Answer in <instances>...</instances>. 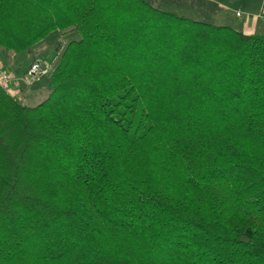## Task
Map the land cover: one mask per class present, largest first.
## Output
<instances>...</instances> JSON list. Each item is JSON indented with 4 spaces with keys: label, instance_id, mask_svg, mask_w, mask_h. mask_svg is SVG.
<instances>
[{
    "label": "trees",
    "instance_id": "16d2710c",
    "mask_svg": "<svg viewBox=\"0 0 264 264\" xmlns=\"http://www.w3.org/2000/svg\"><path fill=\"white\" fill-rule=\"evenodd\" d=\"M70 29L43 99L0 85V264H264V34L0 0L2 59Z\"/></svg>",
    "mask_w": 264,
    "mask_h": 264
},
{
    "label": "rangeland",
    "instance_id": "374dc122",
    "mask_svg": "<svg viewBox=\"0 0 264 264\" xmlns=\"http://www.w3.org/2000/svg\"><path fill=\"white\" fill-rule=\"evenodd\" d=\"M218 1H221V4H218ZM153 2L163 9H173L195 18L204 19L214 23H226L233 27L239 26V23L244 17L245 11H256L261 4H264V0H153ZM236 10L242 11V14L235 15ZM78 36L79 32L76 29H70L61 34L53 31L49 32L44 39L45 43H39L36 48L43 47V49H41L43 59H39L48 62L51 69L60 52L59 50L58 53H56L53 48L55 39L60 37L61 43L62 41L63 43H66L69 39L77 38ZM12 53L13 52L8 51L6 54ZM27 56L26 52H21L14 58L15 69H21L27 60L25 58ZM0 61H2V56L0 57ZM47 79L48 73L42 74L34 83L28 85L21 83V87L23 86V94L27 96L24 99L20 95V98L18 97L19 100L28 104H35L43 99L47 92ZM31 90H33L32 93H30Z\"/></svg>",
    "mask_w": 264,
    "mask_h": 264
},
{
    "label": "crops",
    "instance_id": "0c3cea01",
    "mask_svg": "<svg viewBox=\"0 0 264 264\" xmlns=\"http://www.w3.org/2000/svg\"><path fill=\"white\" fill-rule=\"evenodd\" d=\"M219 3L221 4V1H218V4ZM240 12L242 14V11H240ZM234 28L240 29L245 33H261V34H264V4H261L257 8L256 11L255 10L254 11H250V10L245 11L244 17L242 18L241 22L239 23V26L234 27ZM55 33H58V32L55 31ZM59 34H61V33H59ZM44 39L42 41L43 43H45ZM64 44H65V42L63 43V41L61 43L60 37H57L55 39L54 44H53V48L56 51V53H58V51L61 50V48L63 47ZM39 49H43V47L39 48ZM40 58L43 59L41 51H40ZM4 59L7 60L6 64L3 62ZM1 62L3 65H5L8 68V70L10 71L11 74L18 75V74H21L25 70V67L29 63V59L27 58V60L25 61V63L21 67V69H15L12 54H6L5 53L4 58L2 59ZM36 81H34V82H36ZM32 92H33V90H31L30 93H32ZM15 95L19 98L21 95L24 99L27 96V95L23 94V86L16 92Z\"/></svg>",
    "mask_w": 264,
    "mask_h": 264
},
{
    "label": "built area",
    "instance_id": "2783aa9c",
    "mask_svg": "<svg viewBox=\"0 0 264 264\" xmlns=\"http://www.w3.org/2000/svg\"><path fill=\"white\" fill-rule=\"evenodd\" d=\"M236 15H241L236 10ZM50 64L42 59L32 60L26 69L19 75L11 74L0 61V85L6 91L13 95L21 88V83L28 85L36 81L42 74L48 73Z\"/></svg>",
    "mask_w": 264,
    "mask_h": 264
}]
</instances>
